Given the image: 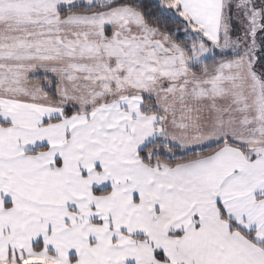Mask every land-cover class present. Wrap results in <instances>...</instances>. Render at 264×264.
Here are the masks:
<instances>
[{"label": "snow or ice", "instance_id": "6c2138e0", "mask_svg": "<svg viewBox=\"0 0 264 264\" xmlns=\"http://www.w3.org/2000/svg\"><path fill=\"white\" fill-rule=\"evenodd\" d=\"M0 264H264V0H0Z\"/></svg>", "mask_w": 264, "mask_h": 264}]
</instances>
